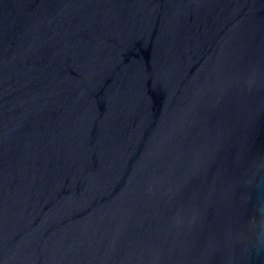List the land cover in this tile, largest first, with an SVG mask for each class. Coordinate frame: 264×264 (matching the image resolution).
Returning <instances> with one entry per match:
<instances>
[{"label":"water","instance_id":"1","mask_svg":"<svg viewBox=\"0 0 264 264\" xmlns=\"http://www.w3.org/2000/svg\"><path fill=\"white\" fill-rule=\"evenodd\" d=\"M0 264H264V0H0Z\"/></svg>","mask_w":264,"mask_h":264}]
</instances>
